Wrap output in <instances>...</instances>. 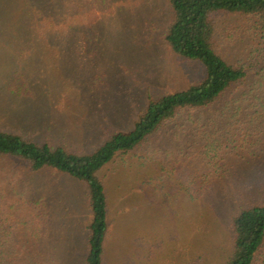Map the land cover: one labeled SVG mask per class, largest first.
<instances>
[{
    "label": "rangeland",
    "instance_id": "374dc122",
    "mask_svg": "<svg viewBox=\"0 0 264 264\" xmlns=\"http://www.w3.org/2000/svg\"><path fill=\"white\" fill-rule=\"evenodd\" d=\"M174 18L169 0H0V131L80 155L132 131L149 100L205 76L166 41ZM244 22L217 16L216 47L233 64L247 55ZM238 90L204 111L217 112L214 157L194 134L199 113L180 114L97 172L109 224L102 264H226L232 217L264 200V129L222 113ZM0 163L30 197L0 202V227L47 264H86V184L16 158Z\"/></svg>",
    "mask_w": 264,
    "mask_h": 264
},
{
    "label": "trees",
    "instance_id": "16d2710c",
    "mask_svg": "<svg viewBox=\"0 0 264 264\" xmlns=\"http://www.w3.org/2000/svg\"><path fill=\"white\" fill-rule=\"evenodd\" d=\"M169 1L175 18L168 28L166 41L176 54L205 67V76L197 84L158 100H149L132 131L113 135L89 154L69 153L62 147L38 144L21 135L0 131V160L16 158L28 162L32 171L48 169L86 184L93 214L86 264H102L109 226L106 192L96 174L118 154L135 150L164 123L175 121L180 114L199 113L192 121L194 134L202 136L203 154L214 157L211 153L220 148L213 136L218 125L217 112L206 119L204 111L237 86L238 95L224 107L223 116L227 113L232 123L243 116L257 126V131L264 129V0ZM222 14L244 16L245 22L239 28L247 42V55L235 64L216 47L217 16ZM206 121H209L208 128ZM258 144L263 146L264 140H259ZM215 156L220 158L218 153ZM2 168L0 163V202L17 201L15 204L20 205L29 201L27 187H20L18 177L3 174ZM231 224L234 247L226 264H264V200L239 211L232 217ZM11 233L0 227V264H47L43 251H26L20 239L15 243L16 238Z\"/></svg>",
    "mask_w": 264,
    "mask_h": 264
}]
</instances>
